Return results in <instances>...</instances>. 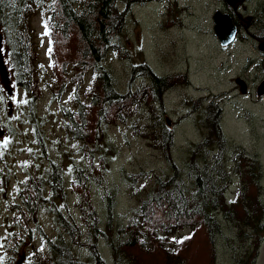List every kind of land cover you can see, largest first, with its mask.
Returning <instances> with one entry per match:
<instances>
[{
  "label": "trees",
  "instance_id": "obj_1",
  "mask_svg": "<svg viewBox=\"0 0 264 264\" xmlns=\"http://www.w3.org/2000/svg\"><path fill=\"white\" fill-rule=\"evenodd\" d=\"M148 1L0 0L3 30L0 29V36L3 33L10 45L6 69L14 85L26 92L27 108L32 114L43 95L39 55L33 45V27L29 22L31 12H38L48 23L52 47L48 54L51 59L49 79L44 84L54 100L69 95V102L61 105L66 130L79 142L81 150L90 154L89 161L92 150L95 151L106 136V130L128 119L133 128L138 127L139 122L144 124L135 134H140L158 150L168 167L152 174L140 170L126 175L131 182L138 183L150 177L148 188L143 185L134 190L136 204L125 221L115 213L113 192L106 194L103 221L90 199L86 181L80 182V174L73 176L69 195L76 200L79 196L78 206L87 216L83 220L93 233L87 242L80 243V231L73 223L75 219L70 213L66 215L69 211L68 178L56 164H52L48 178L47 169L44 173H36L37 166L33 164L29 170L36 174L27 176L18 191L19 201L11 204L15 213L12 220L28 225L38 209L44 208L49 214L53 213L52 219L58 230L76 244L72 247L61 234L56 239L36 225L34 236L40 240V245L33 244L31 258L35 264H85L81 258L88 257L94 264H108L98 247L99 239H103L115 264H191L195 252L197 259L205 255V249L208 254L202 264H215L214 238L221 233L220 215L234 224L245 244L236 264L256 262L264 237L263 173L257 160L225 138L218 125L221 106L217 102L205 106L203 112L210 114L204 119L208 134L191 151L185 163L179 164L172 156L169 130L163 121L165 108L161 105L162 96L172 88L174 79L156 74L141 61L130 68L124 90H119L113 80L109 68L112 53L120 58H130L120 42V32L132 7ZM171 2L168 0L167 16L176 21L181 18V9ZM231 17L237 24L236 18ZM5 95L13 98L14 92ZM8 104L11 106V101L0 98V111L8 113ZM68 134L65 135L69 138ZM215 145L220 151L211 155L217 148ZM231 150L233 163L229 158ZM108 167V162L98 169L92 165L91 175L99 182L101 171L103 175L107 174ZM233 189L235 197L228 204L224 191ZM45 193L61 199L62 210L51 199L52 208ZM100 221H103V227ZM30 233L29 229L26 234L30 236ZM21 241L22 237L14 234L12 240L7 239L6 248L11 251L7 263L12 261ZM24 245L16 251L19 256L23 254L21 248Z\"/></svg>",
  "mask_w": 264,
  "mask_h": 264
},
{
  "label": "rangeland",
  "instance_id": "obj_2",
  "mask_svg": "<svg viewBox=\"0 0 264 264\" xmlns=\"http://www.w3.org/2000/svg\"><path fill=\"white\" fill-rule=\"evenodd\" d=\"M174 2L181 9V18L176 21L167 16L168 0H149L148 3L135 4L132 7L125 27L120 32V42L130 58H120L112 53L109 68L113 80L119 90H124L132 65L145 61L156 74L174 79L172 89L165 93L168 98L174 93L188 94L191 99L201 95L208 97L209 94L223 97L221 102L225 104L223 116L226 119L224 136L231 144L239 146V149L259 162L263 173L261 184L264 187V94L258 96L257 93V87L264 79V51L258 50L260 43H264V0ZM217 10L237 20V37L232 45L224 48L219 46L212 27V16ZM167 20L170 24L163 25ZM43 24L42 18L33 19L32 25L41 36L44 31ZM38 47L43 95L36 103L34 114L27 108L28 97L25 91L14 85L13 98L6 97V91L0 82V98L12 103L8 106V113L0 111V264H7V258L11 255V251L6 248L11 231L20 232L22 229L12 220L15 214L11 204L17 202L19 183L25 179V171H30L33 164L37 166L36 173H44L47 169L46 178L52 164H56L62 175L68 178V186L71 178L80 174L79 180L86 181L90 199L103 221L107 192L115 194V213L121 221H125L136 204L134 190L137 191L143 185L149 187L147 179L150 175L144 178V182L138 183L131 182L126 177L127 174L140 170L152 174L162 168L168 169L160 152L139 136L140 134H135L144 124L139 122L138 127L133 128L128 119L125 123L106 130V136L95 151L92 150L90 162V154L82 151L79 142L66 130V118L61 112V105L69 102V95L65 94L61 99L54 100L44 84L49 79L51 63L45 38ZM5 49L7 47L3 44L2 51ZM221 63L222 67L218 69ZM246 78L249 79V90ZM234 79L242 82L250 93L248 96H241L235 86L238 83ZM167 107L172 108L171 105ZM168 118L172 119L173 116L168 114ZM8 120L11 122L8 123ZM171 132L172 139L178 133L174 139V147L173 140L171 144L173 158L179 164H184L196 144L201 143V136L189 120L178 126L177 133ZM79 151L82 155L77 156ZM106 162L109 163L107 174L103 175L101 171L97 182V178L91 175L92 165L98 169L106 165ZM228 193L229 190L224 191V195L227 196ZM45 195L50 199L48 203L52 208L51 199L62 210L61 199L50 193ZM261 199L264 207V193ZM67 201L69 211H66V215L70 213L75 219L73 223L80 231L79 241L85 243L93 236L90 227L83 220V217H87L86 212H82L78 206L79 196L76 200L73 195L67 194ZM53 216V213L49 214L46 209L41 208L36 221L50 236L57 239L61 234L68 244L75 247L73 240L58 230ZM103 221H100L101 227L104 226ZM219 221L221 233L214 238L215 264H236L243 254L245 244L239 238L234 224L225 220L222 215L219 216ZM22 245L24 246L21 251L26 255L24 264H31L29 242ZM98 247L107 263L115 264L103 239L98 240ZM196 253L191 258V264H202L208 251L205 249V255L197 259L194 258ZM81 259L85 264H94L89 257ZM19 263L20 261L17 262ZM255 264H264V237L260 241Z\"/></svg>",
  "mask_w": 264,
  "mask_h": 264
},
{
  "label": "flooded vegetation",
  "instance_id": "obj_3",
  "mask_svg": "<svg viewBox=\"0 0 264 264\" xmlns=\"http://www.w3.org/2000/svg\"><path fill=\"white\" fill-rule=\"evenodd\" d=\"M239 33V29L237 34ZM237 37V36H236ZM247 80V79H246ZM248 84V90H249V81L247 80ZM236 88L239 89V86L236 85ZM218 96H214L212 94H209V96H199L196 99H191L188 94L182 93L181 95H176V93L172 94L170 98H168V94L162 96V103L161 105L165 108V111L163 113V121H165L167 124L166 127L169 130V135L171 138L172 132L177 133V128L178 126L185 120H189L191 123L192 127H195L197 132L201 136V141L203 142V138L207 136V131H206V124L204 119L207 118L210 114L208 112H203L205 109V106H208L210 103H215L217 100ZM167 105H171L172 108H168ZM168 114H171L173 116L172 119L168 118ZM244 117V116H243ZM164 122V123H165ZM218 125L219 128L221 129L222 132H224L225 129V116H223V113L221 111V114L218 118ZM178 134V133H177ZM177 134L173 136V139L171 138V142L177 137ZM218 148V147H217ZM29 174H34L32 172H26V177L25 179L19 183V186H22ZM19 228L22 227V231H24V239L23 243L29 242V261L30 263L32 262L31 258V253L33 251V244L34 241L32 239L33 232L35 229V224H34V219L30 221V223L27 224H17ZM23 228H25L23 230ZM31 230L30 236H28L26 233L28 230ZM21 232V231H20ZM20 232H12L13 234L20 233ZM21 258L19 259V254L15 252V255L12 257V263L17 264V262L20 261L19 264H24L26 263V255L23 253L20 255Z\"/></svg>",
  "mask_w": 264,
  "mask_h": 264
},
{
  "label": "water",
  "instance_id": "obj_4",
  "mask_svg": "<svg viewBox=\"0 0 264 264\" xmlns=\"http://www.w3.org/2000/svg\"><path fill=\"white\" fill-rule=\"evenodd\" d=\"M212 22H213L212 27H213L214 34L217 37L220 45L226 46L230 44L235 38L236 29H237L236 24L234 23L232 17L229 16V14L227 13H223L217 10L212 16ZM263 44L264 43H261L258 46V49L260 51L264 50ZM0 77H1L4 87L7 89V92L11 94L12 89L9 88L10 77L8 75L6 68L2 64L1 53H0ZM236 82L241 83L240 91L242 93H245L246 89L244 88L242 82L239 79H236ZM257 93L258 94L264 93V79L261 81L260 85L257 87Z\"/></svg>",
  "mask_w": 264,
  "mask_h": 264
},
{
  "label": "snow or ice",
  "instance_id": "obj_5",
  "mask_svg": "<svg viewBox=\"0 0 264 264\" xmlns=\"http://www.w3.org/2000/svg\"><path fill=\"white\" fill-rule=\"evenodd\" d=\"M43 27L45 29V35H50V33L48 32V23L45 21L44 24H43ZM52 52V47H51V40L49 41V48H48V54L50 55ZM5 143H7L5 141ZM185 239H191V237H185ZM180 243H182L183 241H179ZM2 246V245H0ZM0 260H2V258H0Z\"/></svg>",
  "mask_w": 264,
  "mask_h": 264
},
{
  "label": "bare ground",
  "instance_id": "obj_6",
  "mask_svg": "<svg viewBox=\"0 0 264 264\" xmlns=\"http://www.w3.org/2000/svg\"><path fill=\"white\" fill-rule=\"evenodd\" d=\"M182 139V138H181ZM182 141V140H181Z\"/></svg>",
  "mask_w": 264,
  "mask_h": 264
}]
</instances>
